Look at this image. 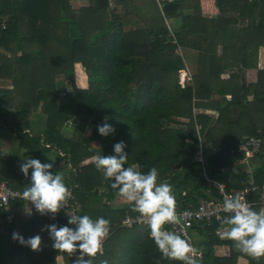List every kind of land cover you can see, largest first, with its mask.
Returning <instances> with one entry per match:
<instances>
[{"label":"trees","instance_id":"trees-1","mask_svg":"<svg viewBox=\"0 0 264 264\" xmlns=\"http://www.w3.org/2000/svg\"><path fill=\"white\" fill-rule=\"evenodd\" d=\"M77 1L0 0V127L16 134L20 148L53 151L74 167L65 183L76 192L77 214L109 221L102 254L92 258V264H182L161 255L146 224L123 226L127 214L138 212L132 202L115 206L118 193L110 187L111 180L104 179L94 160L85 161L113 155V144L123 140L126 164L141 172L156 167L158 182L172 186L176 210L215 194L211 179L223 181L228 189L245 186L251 176L243 169L219 174L244 157L245 133L260 135L264 128L261 133L246 129L238 136L220 131L232 135L242 118L264 116L262 72L255 90L251 88V106L250 86L242 95L240 88H230L240 72L257 63L258 49L264 46V0H214L219 12L210 17L203 13L201 0H175L162 10L156 0ZM171 18L180 20L174 37L167 22ZM178 46L199 52L197 71L184 86L180 71L186 63L176 52ZM78 64L85 69L87 87L76 81ZM223 72H231L228 87L216 85ZM205 104L219 112L213 124L195 112ZM237 107L238 120L233 117ZM105 118L115 127L107 137L96 132ZM93 143L99 146L92 149ZM202 144L207 145L204 152L213 149L205 163L195 160ZM20 162L0 147V182L23 192L30 177L19 171ZM203 165L209 166L206 176ZM253 178L264 184V168ZM50 223L67 224L64 211L53 219L21 198L8 207L0 205V264H72L75 253L54 250L47 231H41ZM195 228L207 235L199 264H237L240 256L249 264H264V256L251 257L222 239L217 233L220 221ZM14 231L25 237L39 233V250L14 241ZM219 245H225L228 254H218Z\"/></svg>","mask_w":264,"mask_h":264},{"label":"clouds","instance_id":"clouds-1","mask_svg":"<svg viewBox=\"0 0 264 264\" xmlns=\"http://www.w3.org/2000/svg\"><path fill=\"white\" fill-rule=\"evenodd\" d=\"M96 132L107 137L115 133L113 124L105 122L96 125ZM123 140L113 144V155H97L94 159L95 168L105 180H111L110 187L125 200L132 202L131 207L144 219L149 237L162 256L169 260L181 261L182 264H198V253L188 240L162 226L177 220L176 201L172 186L158 182V169L150 168L141 172L134 164H126L128 154L124 151ZM53 163L41 162L32 156H22L19 171L30 177V183L24 188L21 197L30 202L36 212L41 215L55 214L68 200V187L65 183V172L51 171ZM31 170V171H30ZM226 215L217 229L221 238L233 242L239 251L259 258L264 256V207L253 209L244 202L239 193L226 195L220 206ZM72 225V226H69ZM52 241V248L59 252L76 254L72 264H92V258L102 254V244L109 231V221L103 216L95 219L87 214L67 216V224L50 223L45 229ZM11 238L20 245L33 251L39 250L42 237L39 233L25 237L13 232ZM101 264H108L107 260Z\"/></svg>","mask_w":264,"mask_h":264},{"label":"crops","instance_id":"crops-1","mask_svg":"<svg viewBox=\"0 0 264 264\" xmlns=\"http://www.w3.org/2000/svg\"><path fill=\"white\" fill-rule=\"evenodd\" d=\"M205 1L210 2V3H205ZM76 3L77 4H79V3L80 4H87V0H78ZM201 5H202L203 13L206 16H209V17L214 16L219 12L218 8L215 5L214 0H201ZM168 23L170 24L171 27L173 26L174 28L180 26V20L177 18H171ZM181 51H182V56H183L185 63H186V68L183 69V71L185 70L187 72V76L190 77V80H188V82H190L191 78L193 77V75L197 71L198 61H199V52L195 49L187 48V47H181ZM252 63H254V62H252ZM261 72H262L263 86H264V46H261L258 49L257 63L253 64L252 66H250L246 70L240 72L238 75V78H236L234 83L230 86V88H232V86H235V90L240 88V90H241L239 92L240 95H242L244 92L243 88L250 86L251 92H250V94H248V98H247V102H249V106H251V102L253 99L252 91L255 90V88L257 87V84L259 83V80L261 77V75H260ZM230 76H231V72L221 73L220 78L217 81H215L216 85L228 87L227 81L229 82L231 80ZM226 97H227V99H231L232 94L228 93L226 95ZM216 98H217V96L214 95V96H212L211 100H214ZM207 101L208 100H206V102ZM247 107H248V104H247ZM239 110L240 109L238 107L233 110V117L236 120L239 119L238 118ZM195 112L200 113V114L205 115L208 118H210L211 124L214 123L215 119L219 115L218 110L214 106L206 105V104L200 108H196ZM247 117H249V116H247ZM247 117L244 119L242 118V121H237L238 124H236L237 126H236V131L234 134L229 135V134L225 133L226 131L223 129L220 131V134H222L223 136H224V134H226V136H238L241 133H244V131L246 129H249V131L255 130L257 133H261V130L264 128V116H261V117L255 116L256 118L253 121L251 119H248V121H247ZM251 118H253V117H251ZM228 122H229V120L227 121L226 124H229ZM226 126H228V125H224V127H226ZM0 130H2L4 132L3 133L4 136H2V138L0 137V147L4 151H7V152L11 153L12 155H14L19 161L22 162V156H32V157L38 158L41 161H44L47 163H53V161L51 160V159H53V160H55V162H54L55 171H63L66 168L65 177H69L70 172L74 169V167L72 165H65L62 162V160H60L57 157V155L53 153V151H50L47 153H33V152L28 151V150H24V149L20 148L19 139L16 136V134L12 133V131L10 129L0 127ZM262 134L263 133H261L260 135H262ZM245 135H246L245 138L248 136H259V134L258 135H254V134L247 135L246 133H245ZM3 138H5V139H3ZM212 153H213V149L210 147L208 148L207 151H205V162H206V158L209 155H211ZM94 157L95 156L88 158L85 162L87 163L91 160H94L93 159ZM206 167L208 169L209 166L206 165ZM261 168H264V148H262L261 151L252 158L246 159L245 157H243L242 159L238 160L233 166L224 169L219 175L221 177L222 176H228V175H230V173L234 172L236 169H243L251 176V179L247 183V184H249L251 182H255L253 176L256 173V171L261 169ZM236 189H238V188H236ZM206 192H207V190H206ZM216 194H217V191L214 195H216ZM210 196L211 195L209 194L208 197H210ZM113 203L117 207H123V206L125 207V206H128L131 202L125 200L124 198H122L118 195L114 199ZM257 206H259L261 208L260 205H255L254 208ZM108 234H109V231H108L106 237L108 236ZM195 238L197 240L196 244L198 245V247L204 250V248L206 246L205 241H206L207 235L198 233V234H196ZM222 239H226V238H222ZM217 252L220 255H226V254H228V248L225 245H219V246H217ZM237 264H249V261L246 257L240 256Z\"/></svg>","mask_w":264,"mask_h":264},{"label":"built area","instance_id":"built-area-1","mask_svg":"<svg viewBox=\"0 0 264 264\" xmlns=\"http://www.w3.org/2000/svg\"><path fill=\"white\" fill-rule=\"evenodd\" d=\"M159 8L162 10L164 6L168 3H173L175 0H156ZM170 28V26H169ZM174 33H170L172 37ZM174 43L177 44L176 38L173 40ZM177 54L182 55L181 47L178 46L176 49ZM187 74V72L184 70ZM190 80V77L187 78ZM184 86V85H182ZM264 144V133L259 136H248L245 138L243 142V152L244 157L246 159L254 157L258 154L262 146ZM207 148V145L202 144L200 149L197 151L195 155V160L205 163V152L204 149ZM206 165L203 166L204 175L206 176ZM212 186L216 189L217 194H212L210 197H201L195 206L186 207L182 210H176L177 220L173 223H165L170 231H173L177 234H180L182 237L186 238L188 242L196 249L198 256V264L203 255V250L198 247L196 244V234L197 229L195 228V224H205L207 226L211 225L213 221H221L223 217L226 215L221 211V205L223 203V199L226 195H234L239 193V195L243 198L244 202L248 203L252 208L255 205H260L264 207V184L260 185L255 182H251L242 188H231L228 189L226 184L215 178L211 179ZM67 185V184H66ZM68 187V200L67 205L62 207L61 209L64 211L66 216H71L77 214V195L76 192L72 189L71 186ZM22 192L11 187L7 182H0V205L8 207L11 201L17 200L21 197ZM258 197V198H254ZM146 224L144 219L140 216V214L131 215L127 214L122 221L123 226L131 227L134 224Z\"/></svg>","mask_w":264,"mask_h":264},{"label":"rangeland","instance_id":"rangeland-1","mask_svg":"<svg viewBox=\"0 0 264 264\" xmlns=\"http://www.w3.org/2000/svg\"><path fill=\"white\" fill-rule=\"evenodd\" d=\"M205 3H210V2L205 1ZM78 5H83V4L79 3ZM167 22H169V21L167 20ZM170 29H171V32L174 33L175 28L173 26L172 27L170 26ZM83 72L85 74V69L80 64L76 65V73H75L76 79H77L76 81L80 87H87V81H86V78L84 79ZM81 77H82V79H81ZM85 77H86V74H85ZM187 78H188L187 74L183 70H181L180 71V83L182 85H185L188 82ZM81 80H82V82H81ZM62 82L63 81L60 82V85H61L60 87H63L61 84ZM63 85H65V84H63ZM67 85L70 86V83L66 84L65 87H68ZM3 133L4 132L2 130H0V137L1 138H2V136H4ZM3 139H5V138H3ZM86 142L90 143L89 140H86ZM90 145L92 146V149L97 148L99 146L98 143H93ZM75 256H76V254H75Z\"/></svg>","mask_w":264,"mask_h":264}]
</instances>
